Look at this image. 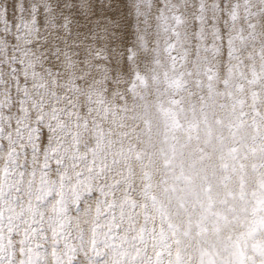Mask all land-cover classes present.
<instances>
[{"label": "snow or ice", "instance_id": "1", "mask_svg": "<svg viewBox=\"0 0 264 264\" xmlns=\"http://www.w3.org/2000/svg\"><path fill=\"white\" fill-rule=\"evenodd\" d=\"M0 264H264V0H0Z\"/></svg>", "mask_w": 264, "mask_h": 264}]
</instances>
